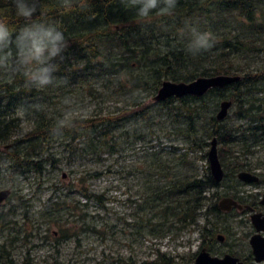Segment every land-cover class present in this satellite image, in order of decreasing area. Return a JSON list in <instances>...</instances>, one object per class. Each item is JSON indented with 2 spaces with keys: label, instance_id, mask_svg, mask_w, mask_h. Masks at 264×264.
Returning a JSON list of instances; mask_svg holds the SVG:
<instances>
[{
  "label": "trees",
  "instance_id": "16d2710c",
  "mask_svg": "<svg viewBox=\"0 0 264 264\" xmlns=\"http://www.w3.org/2000/svg\"><path fill=\"white\" fill-rule=\"evenodd\" d=\"M40 2L70 47L65 59L56 61V82L43 89L28 84L22 73L0 70V148L8 154L11 175L42 177L46 165L56 170L63 161L70 166L105 150L118 152L126 142L144 140L149 129L157 126V112L172 111L167 114L171 132L186 147L179 154L171 146L164 154L161 150L141 154L136 166V174L144 179L136 201L139 225L156 238L195 227L201 216L209 226L208 217L223 213L212 202L218 198L215 191L245 166L239 157L229 160L233 149L245 155L264 143V70H243L232 59L264 52V0H178L171 16L153 10L148 18L138 17L123 0H88L87 10L71 12L63 11L60 0ZM0 18L13 30L24 23L15 16L12 0H0ZM192 28L211 32L214 47L196 55L188 52ZM215 76L241 79L210 89L202 97L186 95L143 104L142 96L154 98L165 81L189 83ZM223 101L238 108L237 120L244 121L245 127H228L227 117L219 122L214 114L209 116ZM83 102L87 112L78 106ZM105 102L113 104L112 110L102 106ZM65 113L74 118L75 126L54 136L51 130ZM213 138L224 171L219 183L207 162ZM229 166H235V171ZM81 190L86 200L103 204V195L88 193L83 185ZM206 227L201 233L217 234L215 224L210 230ZM60 233L64 237L66 231ZM175 259L157 250L154 260L142 264L183 263ZM22 264L31 263L26 257ZM53 264L61 263L56 259Z\"/></svg>",
  "mask_w": 264,
  "mask_h": 264
},
{
  "label": "rangeland",
  "instance_id": "374dc122",
  "mask_svg": "<svg viewBox=\"0 0 264 264\" xmlns=\"http://www.w3.org/2000/svg\"><path fill=\"white\" fill-rule=\"evenodd\" d=\"M261 38L264 40V35ZM232 59L243 70L254 71L258 67L264 70V52ZM142 97L145 106L154 103L152 97ZM258 97L263 98V94ZM78 106L88 111L86 102ZM102 106L112 110L113 104L105 102ZM217 109L209 112V116H216ZM171 113L157 112L154 120L157 126L149 129L144 140L126 142L118 152L105 150L70 166L63 161L56 170L46 165L42 177L34 173L26 178L11 175L8 154L1 149L0 191L9 189L11 196L0 205V264H8L11 260L14 264H22L26 257L31 264H53L56 259L61 264H142L154 260L157 250L176 258L177 262L192 264L203 241L211 243L203 247L211 256L220 258L229 254L246 258L249 246L245 233L250 228L246 215L233 212L222 213L218 218L208 217L209 226L204 225V216H201L195 227L159 238L140 227L136 201L139 200L140 181L144 179L136 174V166L141 154L155 150L164 154L170 146L179 154L186 147L184 140L171 132V119H167V114ZM237 113L236 106L229 109L224 121L228 127H245L244 121L237 120ZM121 134L115 136L119 138ZM252 150L253 156L247 157L236 147L229 160L239 157L245 164L264 169V143ZM259 172L256 173L259 175ZM95 173L97 177H88ZM80 180L84 183L80 184ZM82 185L88 193L103 195L102 207L81 196ZM231 191L241 196H260L264 187L241 185L228 178L215 191L218 198L212 202L218 204ZM51 213L49 217L47 214ZM212 224L217 228L214 237L201 233L203 226L210 230ZM61 229L66 231L64 237ZM217 235L223 236L224 242H218Z\"/></svg>",
  "mask_w": 264,
  "mask_h": 264
},
{
  "label": "clouds",
  "instance_id": "9594fccd",
  "mask_svg": "<svg viewBox=\"0 0 264 264\" xmlns=\"http://www.w3.org/2000/svg\"><path fill=\"white\" fill-rule=\"evenodd\" d=\"M127 7L135 8L140 18H148L153 10L157 15L171 16L178 0H123ZM15 16L24 23L13 30L6 19L0 18V70L6 73H22L27 83L37 89L53 85L58 70L56 61L65 59L70 44L59 25L49 19L48 13L40 0H12ZM64 12L75 8L87 10L88 0H60ZM192 39L187 51L193 55L201 51H209L215 45L211 32L191 29ZM68 101L66 100L65 103ZM76 121L65 113L59 118L52 134L60 136L61 130L73 128Z\"/></svg>",
  "mask_w": 264,
  "mask_h": 264
},
{
  "label": "water",
  "instance_id": "95a60500",
  "mask_svg": "<svg viewBox=\"0 0 264 264\" xmlns=\"http://www.w3.org/2000/svg\"><path fill=\"white\" fill-rule=\"evenodd\" d=\"M241 78L239 76H215V77H201L189 83H175L170 81H165L161 84L159 90L157 91L156 96L153 98L154 101H164L171 97H183L186 95L193 96V97H202L204 96L210 89L213 88H223L230 84L236 83ZM231 101H223L219 105V110L216 114V120L221 122L223 121L227 115L228 111L231 108ZM1 151V148H0ZM207 162L210 174L214 181L217 183L221 182L224 177L223 168L218 158V150H217V140L213 138L210 141L209 150L207 152ZM238 179L243 182H256L257 177L246 174L240 173L238 174ZM11 195V191L9 189L1 190L0 191V205L5 202L9 196ZM219 208L221 211H229L232 207L241 209L235 201L229 198H224L219 201L218 203ZM260 215L252 216V221L256 226V221L258 224L264 226V218L262 220L259 219ZM257 231H260L257 228ZM264 230V229H263ZM221 239V236L219 237ZM259 240L263 243L253 245V240ZM251 241V245L253 248V254L255 255L256 263H261L264 261V239L261 237H255ZM180 264V263H177ZM192 264H243L239 261V259L232 257L230 255H225L221 258L216 256H211L205 250H201L198 255L196 256L194 262Z\"/></svg>",
  "mask_w": 264,
  "mask_h": 264
},
{
  "label": "flooded vegetation",
  "instance_id": "af4514ba",
  "mask_svg": "<svg viewBox=\"0 0 264 264\" xmlns=\"http://www.w3.org/2000/svg\"><path fill=\"white\" fill-rule=\"evenodd\" d=\"M245 155H247V157L253 156V150L250 151V149H249V153H246ZM237 160L241 161V159H237ZM229 168H230V171H235L236 167L235 166H229ZM257 171H260L259 175L256 173ZM236 172L237 173H235L234 175H232L230 177L233 180V182H235V183L238 182L241 185H247V186H263L264 187V178H262V176L264 174V169H262L261 166L253 165V164L249 163V164H245L244 168L241 170L239 167V170ZM240 173L251 174V175L257 177V181L256 182H250V183L243 182V181L238 179V174H240ZM230 195L231 196H229V199H232L233 201H235L239 206H241V209L239 210L237 208L232 207L229 211H221V210L220 211L223 213H228V214H231L234 212L235 215H238V214L242 215V216L246 215V217H248V220H249L248 223L250 226L249 230L245 233V238H246L247 244L249 246V251H248L249 255H247L246 258H241L240 256H234V255L233 256L230 255V256L239 259V261L242 262L243 264H262V263H264V261L261 263H256V261H255V255L253 254V248L251 245V241L255 237H261L264 239V230H263L264 226L261 224H258V222H257L258 220H257L256 226L260 230V231H257L256 226L254 225V223L252 221L253 220L252 216H255V215H260L259 216L260 220H262L264 218V193L261 194L260 196L249 195V194L246 196H241L240 194L231 191ZM218 208H219V205H218ZM246 217L244 219H247ZM220 236L221 235H217L216 240L218 242L222 243V242H224V237L221 236V239H220L219 238ZM202 243L205 246L211 245V243H205L204 241ZM261 243H263V242H261L259 240V238L257 240H255V239L253 240V245H257V244H261ZM201 250H205L207 252V250L205 248H202ZM197 255L198 254H196L194 257L196 258ZM225 255H229V254H225ZM225 255H223V256H225ZM195 258H194V260H195Z\"/></svg>",
  "mask_w": 264,
  "mask_h": 264
}]
</instances>
